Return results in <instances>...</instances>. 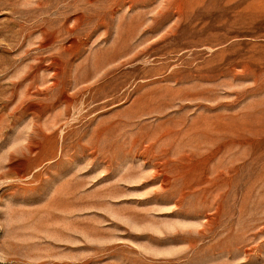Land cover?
Instances as JSON below:
<instances>
[{"label": "rangeland", "instance_id": "obj_1", "mask_svg": "<svg viewBox=\"0 0 264 264\" xmlns=\"http://www.w3.org/2000/svg\"><path fill=\"white\" fill-rule=\"evenodd\" d=\"M0 264H264V0H0Z\"/></svg>", "mask_w": 264, "mask_h": 264}, {"label": "bare ground", "instance_id": "obj_2", "mask_svg": "<svg viewBox=\"0 0 264 264\" xmlns=\"http://www.w3.org/2000/svg\"><path fill=\"white\" fill-rule=\"evenodd\" d=\"M53 74V73H52ZM54 81H56V80H54ZM31 147H32V145L31 144H27V146H26V149L28 150V151H30L31 150ZM148 147V146H147ZM166 178V177H165ZM164 180H166V179H164Z\"/></svg>", "mask_w": 264, "mask_h": 264}]
</instances>
